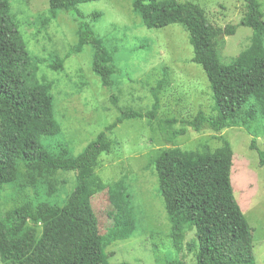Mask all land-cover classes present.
<instances>
[{
	"label": "trees",
	"instance_id": "obj_1",
	"mask_svg": "<svg viewBox=\"0 0 264 264\" xmlns=\"http://www.w3.org/2000/svg\"><path fill=\"white\" fill-rule=\"evenodd\" d=\"M98 1L48 0V9L53 17L66 13L76 26L77 43L65 58L91 46V71L103 88L110 89L115 51L108 50L90 26L68 15L78 5ZM245 1L246 11L239 24L221 28L212 25L205 11L193 3L133 0L132 11L146 29L178 25L186 32L191 61L208 81L213 114L199 110L188 121L157 119L156 89L151 88L153 103L147 112L116 107L115 121L78 156H72L64 143L54 139L61 128L54 119L51 84L38 79V61L28 54L9 1L0 0V201L3 185L33 190L32 196H22L23 205L0 218L1 264H110L91 206L92 198L104 191L95 169L100 156L110 152L105 133L130 120L155 122L165 146L176 144L188 131H209L222 142L216 149L207 143L196 151L167 148L154 159L152 166L171 237L176 246L184 239L186 228L194 231L197 264H256L251 229L231 183L234 155L221 136L231 128H242L255 136L251 124L264 121V15L256 0ZM238 27L251 30L252 43L231 64L222 65L217 55L219 45ZM63 61L56 57L48 67L59 71ZM256 143L253 138L249 150L264 167V150ZM60 171L76 174L75 188L63 206L47 201L56 192L53 183L47 182L44 194L36 181ZM37 228L41 230L39 237Z\"/></svg>",
	"mask_w": 264,
	"mask_h": 264
},
{
	"label": "rangeland",
	"instance_id": "obj_2",
	"mask_svg": "<svg viewBox=\"0 0 264 264\" xmlns=\"http://www.w3.org/2000/svg\"><path fill=\"white\" fill-rule=\"evenodd\" d=\"M8 1L28 54L38 61V79L51 84L54 119L61 128L60 135L54 139L64 143L70 155L78 156L115 121L116 107L147 112L153 103L151 88L156 89L157 119L188 121L199 110L213 114L208 81L202 69L191 61L192 49L186 32L178 25L146 29L132 11L133 0L85 3L68 13L90 26L104 46L115 51L112 64L115 73L110 89L103 88L91 71V46L65 58L77 43L76 26L66 13L53 17L48 0ZM169 1L198 5L208 21L221 28L239 24L246 11L245 0ZM256 1L264 15V0ZM96 14L100 16L94 18ZM251 43V30L238 27L233 36L222 39L217 50L219 62L225 66L231 64ZM56 57L64 61L62 69L55 72L48 66ZM251 129L255 136L242 128L226 129L221 136L234 155L231 183L251 229L256 264H264V167L258 165L256 154L249 150L253 138L264 150V121L259 119L251 124ZM105 136L111 144L110 152L100 156L95 169L104 191L92 198L91 206L108 262L197 264L193 230L186 228L184 239L176 246L173 243L152 164L167 148L196 151L207 143L216 149L222 142L209 131H188L176 144L165 146L159 139L155 122L149 120L124 121ZM75 175V172L60 171L46 180L37 178L38 189L45 194L47 182L53 183L56 192L47 201L63 206L75 188ZM12 186H2L0 218L23 205V195H33L32 189ZM37 229L39 237L41 230Z\"/></svg>",
	"mask_w": 264,
	"mask_h": 264
}]
</instances>
